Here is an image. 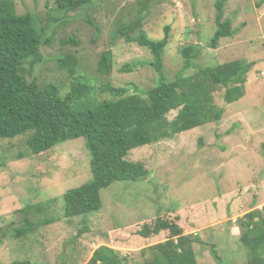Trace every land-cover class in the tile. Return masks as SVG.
<instances>
[{
  "label": "rangeland",
  "instance_id": "1",
  "mask_svg": "<svg viewBox=\"0 0 264 264\" xmlns=\"http://www.w3.org/2000/svg\"><path fill=\"white\" fill-rule=\"evenodd\" d=\"M216 1L97 0L92 7L59 13L57 18L55 0H14L16 13L32 14L39 25L47 27L52 39L50 45L40 47L41 62L33 66L24 62V74L41 86L56 84L62 95L75 75L57 62L65 55L77 58L78 71L96 87L99 100L107 97L98 92L106 81L143 95L156 84L158 75L148 63V49L114 37L119 25L137 15H143L142 28L153 39L162 38L164 26L170 25L163 53V71L169 80L181 71L190 75L201 67L234 59L254 64L242 98L227 104L224 88L214 91V103L223 108L219 120L132 149L126 158L141 161L149 170L148 177L114 182L101 191V208L84 215L66 218L63 199L68 189L92 177L83 138L61 142L40 154L30 153L26 135L0 139V264L25 258L37 264H84L99 245L128 254L129 264H143L139 251L143 245L129 247L131 235L127 238L121 230L176 209L187 210L184 215L198 223L192 226L187 218L183 223L184 233L200 238L193 244L198 264H246L247 250L235 220L248 205L210 223H203V214L192 209L205 204L213 209L221 194L224 199L218 203L228 200L229 208L228 198L236 192L241 205L250 203L255 195L256 207L264 204V0H225L223 19L230 21L234 33L220 38L213 47ZM69 37L76 43H61ZM187 44L199 46V53L192 59L193 65L184 68L180 49ZM108 49L113 55L112 72L100 75L97 63ZM126 64L132 66L131 71L121 70ZM176 113L171 111L168 119ZM53 198L50 213L55 221L26 237H15L21 217L18 209ZM235 205L230 208L235 210ZM141 240L134 235L132 242ZM162 240L165 238L154 241ZM212 248L222 262L213 257Z\"/></svg>",
  "mask_w": 264,
  "mask_h": 264
},
{
  "label": "trees",
  "instance_id": "2",
  "mask_svg": "<svg viewBox=\"0 0 264 264\" xmlns=\"http://www.w3.org/2000/svg\"><path fill=\"white\" fill-rule=\"evenodd\" d=\"M96 1L55 0L56 17L59 18V13L92 7ZM224 1L215 2L216 29L210 42L213 47L220 38L234 33L230 21L223 19ZM142 19L143 15H137L129 23H122L114 31V37L148 49L151 54L148 63L158 75L156 84L143 95L129 93L126 88L106 81L98 87V92L107 97L99 100L96 87L78 71V60L72 55L57 59L60 66L75 74L66 94L62 95L54 83L41 86L35 80L27 79L24 62L29 61L32 66L41 62L40 47L51 44V33H48L47 27L39 25L32 14L16 13L14 0H0V139L26 135L30 153L40 154L61 142L83 138L89 153L92 177L64 193L66 218L101 208L100 193L114 182L138 181L148 177L149 170L141 161L126 158L132 149L219 120L223 108L214 103L213 97L218 88H224L227 104L245 94L247 76L254 63L243 59L204 66L190 75L181 71L174 79H167L163 71V53L169 42L170 25L164 26L162 38L153 39L143 30ZM61 43L75 44L76 40L69 37L62 39ZM180 51L183 66L188 68L199 53V46L187 44ZM112 56L110 49L101 53L96 68L100 75L112 72ZM121 70L131 71L132 66L123 65ZM173 110H177L176 115L168 119ZM221 196L218 201L224 199V194ZM239 196L236 192L228 198L234 205L237 199L235 210L230 208L231 203L227 208L226 200L224 204L217 201L213 209L204 203V206L195 207L202 211L195 208L192 211L202 213L203 223H210L239 212L242 206L248 205V210L235 220L241 229V243L247 250L246 264H264V204L256 207L255 195L250 203L241 205ZM55 200L28 204L18 209L21 217L14 236L26 237L38 227L54 222L55 217L50 210ZM186 212L176 209L121 232L127 238L131 235L127 243L129 247L143 245L139 250L143 264H198L193 244L200 242V238L197 234L183 232ZM186 220L192 226L198 224L188 218ZM129 231L135 232L132 234ZM134 235L142 239L137 244L132 242ZM162 237L165 240L154 241ZM211 251L213 257L222 262L217 250L212 248ZM10 264L37 263L25 258L13 260ZM84 264H129V256L117 248L99 245Z\"/></svg>",
  "mask_w": 264,
  "mask_h": 264
},
{
  "label": "crops",
  "instance_id": "3",
  "mask_svg": "<svg viewBox=\"0 0 264 264\" xmlns=\"http://www.w3.org/2000/svg\"><path fill=\"white\" fill-rule=\"evenodd\" d=\"M264 180V179H263Z\"/></svg>",
  "mask_w": 264,
  "mask_h": 264
}]
</instances>
